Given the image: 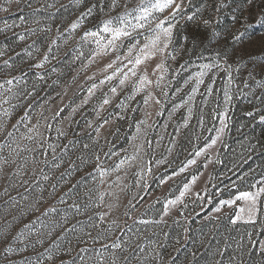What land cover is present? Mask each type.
I'll list each match as a JSON object with an SVG mask.
<instances>
[{
  "label": "rangeland",
  "instance_id": "1",
  "mask_svg": "<svg viewBox=\"0 0 264 264\" xmlns=\"http://www.w3.org/2000/svg\"><path fill=\"white\" fill-rule=\"evenodd\" d=\"M156 3L0 0V264H264V173L250 197L210 194L232 127L243 162L262 149L264 0ZM120 18L130 36L103 31Z\"/></svg>",
  "mask_w": 264,
  "mask_h": 264
},
{
  "label": "trees",
  "instance_id": "2",
  "mask_svg": "<svg viewBox=\"0 0 264 264\" xmlns=\"http://www.w3.org/2000/svg\"><path fill=\"white\" fill-rule=\"evenodd\" d=\"M252 134H254L258 145L262 146L261 151L255 150L254 153L251 155L248 161L243 162L241 159V155L238 150L235 149L233 142H234V130L233 127L231 128V131L229 132L228 139H229V146H224L221 150L219 164L217 166V169L214 173V184L212 185L210 189V194L213 197V202H217L224 198L233 197L237 194H240L242 192L252 190L255 188L259 183L256 182L261 176L262 173H264V167L262 166V163L264 161V122H259L255 125V127L251 130ZM242 161V165L240 162ZM233 164H237L240 168L238 174H232L231 176H228L226 178H223V174L228 172V169ZM244 172V173H243ZM240 178L241 176H243ZM217 182V183H216ZM225 185L224 187H221L222 185ZM225 218V217H223ZM233 215L229 217V221H232ZM223 221L227 222V220L223 219ZM220 221L219 222H223ZM217 223V222H216ZM235 226H244V227H250L253 226L252 224H246V223H237ZM224 229L218 228L215 229L214 235L212 234L213 239L211 240L212 244H215L218 247H222V239H218V236L223 234L222 232ZM170 237L173 238L177 235V231H171L170 230ZM217 241V243H216ZM245 246V243L243 244ZM168 247H165L161 250V252H166ZM225 253L232 251L229 248H223ZM210 252V249H206L200 254H197V257H193L194 261H199L201 259H204L208 257V253ZM256 250H254L251 254H255ZM191 254L190 250L183 249L181 253L176 254V259L181 258L185 259Z\"/></svg>",
  "mask_w": 264,
  "mask_h": 264
},
{
  "label": "snow or ice",
  "instance_id": "3",
  "mask_svg": "<svg viewBox=\"0 0 264 264\" xmlns=\"http://www.w3.org/2000/svg\"><path fill=\"white\" fill-rule=\"evenodd\" d=\"M173 3H174V0H162V2H161V0H157V3L154 4L153 7L162 11L163 9H165V8L169 7L170 5H172ZM246 3H247V5H251L253 3V0H246ZM113 6H115V3L113 4ZM225 6L226 5L224 3V0H219V3L217 4V7H216L215 10L217 12H219ZM176 9H177V11H179L180 10V5H176ZM139 11L141 13L139 19H141V20L145 19L149 15V13H150V9H148V8H141ZM193 19H194V16H189L188 17V20H190V21L193 20ZM235 19L236 18L233 17V20L234 21H235ZM218 22H219L218 20L204 19L202 21V25L205 28L211 29V36L212 37H217L220 34L217 33L215 27H213V24L214 23H218ZM119 23H120L121 27H119V28H113V27L110 26L112 24V21H107V22L104 23L103 31L104 32H111L114 38H119L121 36H130L131 34L128 31H126L127 20L125 18H120ZM241 23L243 25V24L246 23V21H242ZM256 23L257 24H264V13H262L259 16V18L256 20ZM137 26L138 27H143L144 25L143 24H138ZM74 27H75V25H74ZM157 27L162 29V33H163L164 37L166 38L167 42H171V38H172V25L169 24L168 27H163V21H161L157 25ZM247 27H252V25L251 24H247ZM89 34L90 35H93V36H96L99 33L93 32V33H89ZM244 35H245V32L238 31V34L234 33L232 35L231 40L233 42L237 43V44L238 43H241L242 42V38L244 37ZM20 39H23V37H20ZM184 39L187 40L188 37H184ZM159 41H160V35L158 34V35H156L155 39H153L151 41L153 47ZM109 43L111 44L112 41H109ZM144 47L147 48L148 45H145ZM165 47H167V43L165 44ZM129 51H131V49H129ZM141 51H143V49ZM160 51H163V49H160ZM149 55H155V53L154 52L153 53H145V58H147ZM135 63L137 65H139V64L142 63V60H141V58L139 56L136 58ZM109 67H111V65H109ZM158 67H159V65H158ZM205 67H209V66L208 65H205ZM145 79H147V78L145 77ZM7 83L11 84L12 81H8ZM121 83H123V81H121ZM94 87H95V85H94ZM113 91H115V89H113ZM105 103H107V101H105ZM9 135H11V133H9ZM192 162L194 163V161H192ZM5 163H8V161H5ZM45 179H47V177H45ZM181 195H183V193H181ZM250 195L251 194H249V193H241V197H250ZM171 203H175V201H172ZM226 203H230V202H226ZM112 247L119 248L120 245L118 243H116V244H113Z\"/></svg>",
  "mask_w": 264,
  "mask_h": 264
}]
</instances>
